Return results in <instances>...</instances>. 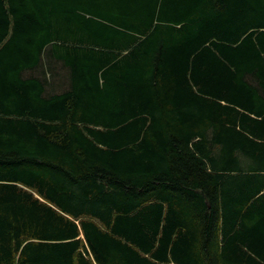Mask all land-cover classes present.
<instances>
[{"label":"trees","instance_id":"16d2710c","mask_svg":"<svg viewBox=\"0 0 264 264\" xmlns=\"http://www.w3.org/2000/svg\"><path fill=\"white\" fill-rule=\"evenodd\" d=\"M0 264H264V0H0Z\"/></svg>","mask_w":264,"mask_h":264}]
</instances>
